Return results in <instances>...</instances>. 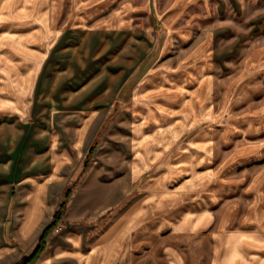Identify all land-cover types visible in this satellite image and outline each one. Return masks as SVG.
Listing matches in <instances>:
<instances>
[{
  "label": "crops",
  "instance_id": "0c3cea01",
  "mask_svg": "<svg viewBox=\"0 0 264 264\" xmlns=\"http://www.w3.org/2000/svg\"><path fill=\"white\" fill-rule=\"evenodd\" d=\"M220 1L35 0L19 14L41 25L0 23L12 48L0 113L40 129L25 170L0 156V264L33 254L111 107L138 147L117 164L97 154L29 264H136L148 238L164 240L165 264H264V39L233 70L218 59L215 77Z\"/></svg>",
  "mask_w": 264,
  "mask_h": 264
},
{
  "label": "rangeland",
  "instance_id": "374dc122",
  "mask_svg": "<svg viewBox=\"0 0 264 264\" xmlns=\"http://www.w3.org/2000/svg\"><path fill=\"white\" fill-rule=\"evenodd\" d=\"M34 1L35 0H0V23L13 24V20H15L14 18L17 17L25 19L24 23L29 19H33L34 23H39L37 19L40 20V17L32 18L19 14L21 12L26 13L27 8L32 7ZM220 3H222L223 9L215 26L218 30L215 38V55L217 58H215L216 63L212 68L213 74L216 73L215 77L218 76L219 71H222L224 68V65L219 64L217 61L218 59L221 60L227 55V57L231 59L227 66L229 69L231 68L233 70L237 66V62L245 55V53L254 44L261 42L264 39V0H223L220 1ZM11 10L14 11L13 15H11ZM39 24L41 25L42 22L40 21ZM8 30L9 29H7V31ZM18 32L17 34H20ZM13 34L14 33L11 35L13 36ZM1 47H4L3 52H0V73H3L2 71L8 72L9 70L10 64L7 62V60H9L7 56L10 54V51H12V48L8 46L7 43ZM6 75H4V77H1L0 75V83L3 84L0 85L1 89H8V86H10L8 83H10L11 79H7ZM212 81L215 84V88H218L219 80L213 79ZM11 92L14 93V90H11ZM215 106H219L218 101H216ZM118 114L119 112L116 107H111L108 112H104L102 116L98 118L96 126L89 129L90 136L88 142L82 146L79 153L75 152V155H78L79 157L75 159L76 161L73 169L71 170L70 176L65 182L64 188L58 197V202L53 213L57 209L59 202L62 200L63 216L76 187L82 181L87 171L93 167L97 154H99L98 157L100 159L105 160L108 154L112 155V153H114V163L117 164L120 153L125 156V153L128 155L127 151H129V149L134 151V149L138 147L136 144L129 143L128 132L131 133L132 128L127 127L123 122H116L115 119ZM25 116L26 115L24 114L23 117ZM0 119H2L0 121H2L3 124L0 126V156L5 159L6 155L9 154V156H11L10 153L12 150V153L15 152V163L25 170L27 148L33 151L34 146L35 148L38 146L32 137L33 134L37 135V130L40 129L28 126L27 124H22V122H17L19 119L17 115L6 113L5 111L0 113ZM53 131L54 133L59 131L58 134L62 137L72 135V133H70L71 129L69 128H49L47 134H50ZM215 149L216 151H219V146L216 145ZM225 149H227V145L222 147V150ZM215 153L217 154V152ZM105 162L108 163L107 161ZM127 164L128 163H126V165ZM131 188H135V184H132ZM13 193L14 190L12 188V194ZM65 194L68 195L63 199ZM122 202L123 199L112 207L104 210L98 217L108 219L110 216H113V214L118 211ZM60 222L55 224L50 230L54 229V231H56V228L60 229ZM163 241L164 240L161 241L154 238H148L145 241H138L135 249V263L165 264L161 255L160 246Z\"/></svg>",
  "mask_w": 264,
  "mask_h": 264
},
{
  "label": "trees",
  "instance_id": "16d2710c",
  "mask_svg": "<svg viewBox=\"0 0 264 264\" xmlns=\"http://www.w3.org/2000/svg\"><path fill=\"white\" fill-rule=\"evenodd\" d=\"M67 195L68 194H65L63 196V199H65V197H67ZM62 206H63V202L61 200L59 202L58 206H57V209L55 210V212L52 215V221L49 223V225L43 230V232L39 236L38 241L36 242V244L34 246L33 254H36L37 252H39L43 248V246H44V244L46 242V236H47L48 232L50 231V229L55 224L60 222L61 217H62V210H63ZM33 254L28 256L23 264H29L31 262V260H32Z\"/></svg>",
  "mask_w": 264,
  "mask_h": 264
},
{
  "label": "built area",
  "instance_id": "2783aa9c",
  "mask_svg": "<svg viewBox=\"0 0 264 264\" xmlns=\"http://www.w3.org/2000/svg\"><path fill=\"white\" fill-rule=\"evenodd\" d=\"M55 230H56V231H58V230H59V228H56Z\"/></svg>",
  "mask_w": 264,
  "mask_h": 264
}]
</instances>
